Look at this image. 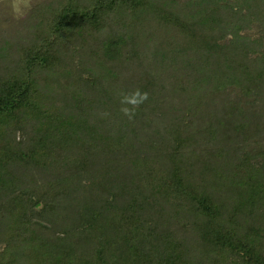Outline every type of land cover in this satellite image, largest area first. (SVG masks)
<instances>
[{
    "label": "trees",
    "instance_id": "obj_1",
    "mask_svg": "<svg viewBox=\"0 0 264 264\" xmlns=\"http://www.w3.org/2000/svg\"><path fill=\"white\" fill-rule=\"evenodd\" d=\"M32 2L0 12V264H124L85 249L106 218L135 264H264V0Z\"/></svg>",
    "mask_w": 264,
    "mask_h": 264
},
{
    "label": "rangeland",
    "instance_id": "obj_2",
    "mask_svg": "<svg viewBox=\"0 0 264 264\" xmlns=\"http://www.w3.org/2000/svg\"><path fill=\"white\" fill-rule=\"evenodd\" d=\"M33 0H0V12L1 15L5 18L10 16L12 13L16 11H21L23 9H27L31 4ZM39 1V0H36ZM32 2V3H31ZM132 75V72L130 70L126 71L127 78L130 79ZM259 104V103H258ZM44 181H41L40 184H44ZM113 205H118V207H121L123 204L122 200H119L117 202H112ZM85 229L88 230V235H86V243L91 244L90 248H85L87 252H89V256L94 255L95 250L99 247H96L98 244H103L107 247L115 249V252L119 258V261H122L124 264H135L134 261L129 257L127 253L122 251V248H124L125 244L117 245L111 238L106 237L108 231H111L113 229V223L110 222L109 218L106 219H100L95 227H91V225H86ZM84 234V233H83ZM83 234H80L79 244L84 243ZM105 242H112V243H105Z\"/></svg>",
    "mask_w": 264,
    "mask_h": 264
},
{
    "label": "clouds",
    "instance_id": "obj_3",
    "mask_svg": "<svg viewBox=\"0 0 264 264\" xmlns=\"http://www.w3.org/2000/svg\"><path fill=\"white\" fill-rule=\"evenodd\" d=\"M148 99L147 92L140 88L121 93L120 95V112L128 119L134 118L138 108ZM105 115H108L107 113Z\"/></svg>",
    "mask_w": 264,
    "mask_h": 264
}]
</instances>
